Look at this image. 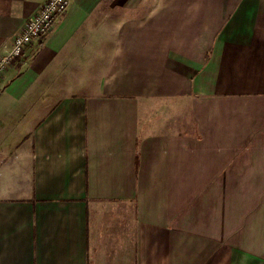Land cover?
Here are the masks:
<instances>
[{
    "label": "crops",
    "instance_id": "1",
    "mask_svg": "<svg viewBox=\"0 0 264 264\" xmlns=\"http://www.w3.org/2000/svg\"><path fill=\"white\" fill-rule=\"evenodd\" d=\"M0 264H264V0H71L0 77Z\"/></svg>",
    "mask_w": 264,
    "mask_h": 264
},
{
    "label": "built area",
    "instance_id": "2",
    "mask_svg": "<svg viewBox=\"0 0 264 264\" xmlns=\"http://www.w3.org/2000/svg\"><path fill=\"white\" fill-rule=\"evenodd\" d=\"M71 0H44L40 8L25 23L22 30L13 37L10 47L0 54V77L9 67L24 61L27 48L49 34L56 22L62 18Z\"/></svg>",
    "mask_w": 264,
    "mask_h": 264
}]
</instances>
